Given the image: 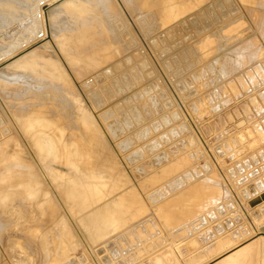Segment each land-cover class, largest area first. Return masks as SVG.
I'll list each match as a JSON object with an SVG mask.
<instances>
[{"label": "rangeland", "instance_id": "374dc122", "mask_svg": "<svg viewBox=\"0 0 264 264\" xmlns=\"http://www.w3.org/2000/svg\"><path fill=\"white\" fill-rule=\"evenodd\" d=\"M30 7L0 26V264H228L244 247L239 264H264V50L240 6Z\"/></svg>", "mask_w": 264, "mask_h": 264}, {"label": "crops", "instance_id": "0c3cea01", "mask_svg": "<svg viewBox=\"0 0 264 264\" xmlns=\"http://www.w3.org/2000/svg\"><path fill=\"white\" fill-rule=\"evenodd\" d=\"M234 3L238 4L241 8L242 21H244V23H248L249 25V27H247L248 37L250 36V38L251 39L253 38V40L254 39L259 40V43L263 44L262 49L264 50V43H261L262 40H264V0H232V4ZM250 28L252 29V32ZM243 32L244 31L242 30V33ZM253 40L250 41V44L255 43V41ZM260 44H256L257 48L255 49V51L257 53L260 49L258 48ZM258 230H259L258 237H256L255 238L256 240L254 239V241L252 243L250 242L249 244H253L259 240L260 241L258 242V244L261 241H264V224L261 225ZM246 249H247L246 247L240 249L237 252L238 255H240V253L243 254ZM237 253L235 254L237 255ZM235 254L231 255L230 258L232 261L236 260V264H239L238 260L236 259L238 258V255L236 256Z\"/></svg>", "mask_w": 264, "mask_h": 264}, {"label": "bare ground", "instance_id": "6f19581e", "mask_svg": "<svg viewBox=\"0 0 264 264\" xmlns=\"http://www.w3.org/2000/svg\"><path fill=\"white\" fill-rule=\"evenodd\" d=\"M31 1L32 0H0V26H2L4 24V21H5V19H3L4 16L2 14V12H4L3 11L4 10V8H3L4 6L9 5V4H17L18 6L23 7L25 12H23L21 14H17L16 13V14L13 15L14 19H22L25 16H27V12L30 11ZM72 5H73V3H69L66 6H72ZM34 18H35L34 21H33L34 24H39L40 21H42V13H41L40 9L37 10L36 16ZM228 264H236V260H234V261L230 260L228 262Z\"/></svg>", "mask_w": 264, "mask_h": 264}]
</instances>
